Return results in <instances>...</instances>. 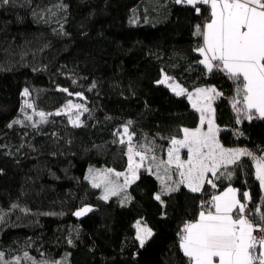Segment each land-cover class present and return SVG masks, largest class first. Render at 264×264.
<instances>
[{"label": "trees", "instance_id": "16d2710c", "mask_svg": "<svg viewBox=\"0 0 264 264\" xmlns=\"http://www.w3.org/2000/svg\"><path fill=\"white\" fill-rule=\"evenodd\" d=\"M196 7L199 13L176 0L0 4V252L5 256L59 264H189L180 248L182 229L228 185L239 190L256 223L264 212V189L248 156L222 167L216 177L209 174L215 187L205 182L199 192L185 184L165 186L147 166L124 192L107 200L90 179L95 167L127 168L128 143H120L119 134L124 125L139 148L148 146L156 158H166L171 139L199 123L188 94L177 96L160 83L164 73L188 91L213 86L221 93L214 99L221 143L248 146L255 157L264 153V118L255 110L252 119L243 111L238 116L233 100L243 97L236 84L199 63L196 49L203 39L196 26L203 30L211 16L209 5ZM24 89L34 107L48 112L46 122L37 115L29 119ZM70 99H80L87 109L79 126L54 111ZM166 187L176 190L165 192ZM85 204L94 208L76 216ZM140 218L154 230L143 247L135 227Z\"/></svg>", "mask_w": 264, "mask_h": 264}, {"label": "snow or ice", "instance_id": "6c2138e0", "mask_svg": "<svg viewBox=\"0 0 264 264\" xmlns=\"http://www.w3.org/2000/svg\"><path fill=\"white\" fill-rule=\"evenodd\" d=\"M10 0H0V4H8ZM176 3L192 5L196 12L200 9L197 4L210 6V22L203 26H196V34L203 39L198 51L203 59L199 61L207 72L214 70L224 72L236 84L237 96L241 100H233V108L238 116L243 111L248 119H252L253 110L264 118V0H176ZM168 78L160 81L165 83ZM177 96L184 95L185 89L179 85H169ZM66 91V90H65ZM23 96L29 95L28 89H24ZM197 99L192 101V107L200 113V126L195 129L184 128L183 139L172 138L171 147L168 149L167 165L175 164L182 179L179 184H185L190 191H201L205 182L215 184L207 178L211 173L217 176L221 167L237 163L242 156H248L255 161L256 179L264 188V157L257 158L246 149H225L216 138L217 129L213 119L207 117L212 112L211 101L215 96L221 95L215 88L197 89ZM192 93H188L192 100ZM203 98L207 103H200ZM242 104L243 107H238ZM27 107H32L27 104ZM68 108L73 107L71 102ZM74 107L80 108V105ZM87 111V109H84ZM59 115L60 113H56ZM42 122H46V115L38 113ZM30 119V117H29ZM207 119V131L203 126ZM18 122V121H17ZM239 123V119L237 120ZM74 126H79L78 119L73 121ZM128 133V128H124ZM131 141V136H128ZM120 143H124L123 140ZM187 150V160L180 159V150ZM129 171L133 179L136 171L142 166L136 163L133 167V148L129 145ZM135 155L142 162L145 156L140 152ZM155 159V158H153ZM167 172L168 169L166 168ZM224 175V173H220ZM117 176L122 175L116 173ZM229 178L231 174L229 173ZM129 183L126 178L125 184ZM93 187H100L99 183H93ZM175 188H165L164 191H175ZM115 193V187L105 188L103 199H108V193ZM245 200H250L247 192H244ZM160 200V195L155 197ZM247 205L237 198L236 190L228 188L222 195L212 197L206 210L199 213V219L193 223H186L180 237V248L188 257L189 264H264V212H261L256 223L245 215ZM91 211L84 208L75 213L80 216ZM259 212V209L256 210ZM140 246L152 236V231L146 226L140 228L137 223ZM254 231L261 233L260 237L253 235ZM261 251L257 254V248Z\"/></svg>", "mask_w": 264, "mask_h": 264}, {"label": "rangeland", "instance_id": "374dc122", "mask_svg": "<svg viewBox=\"0 0 264 264\" xmlns=\"http://www.w3.org/2000/svg\"><path fill=\"white\" fill-rule=\"evenodd\" d=\"M168 78L166 80V84L169 85H179L181 88L185 89L186 93H192V101L196 100L197 97L195 95L196 93V89L194 90H187V88L180 83L179 81L177 82L174 79L169 78V76L164 73V75L162 76V78L160 79V81L165 80V78ZM208 88H214L213 86L211 87H206V86H201L199 89H208ZM29 92V90H28ZM30 95V93H29ZM29 95L27 97L24 96V107H25V112L27 113V115L31 118H35L36 115H38V113L43 112L46 115V118L48 116V112L46 113L45 111L41 110V109H37L36 107H34L32 101L29 98ZM216 98V96H215ZM214 98V99H215ZM214 99H212L211 101V108H212V112L207 113V117H211L213 119L214 122V126L217 129L216 131V138L219 141L220 145H222L225 149H228L229 145H223L220 141V138L218 136V132L220 129V125H218L217 121H216V114H215V103H214ZM26 102L27 104H31L32 107H27L26 106ZM69 102H71V104L73 105V107L68 108L67 105L69 104ZM200 103H207L206 100H204L203 98H201V100L199 101ZM75 105H80L81 107L78 109L76 107H74ZM85 109V104L84 102H82L80 99L76 100V99H70L68 100L67 103H65L64 105H62L61 107L57 108L55 111V113H63L66 114L68 116V118L70 119V121H76L78 119V122L80 123V118L82 113L84 112ZM39 118H41L39 116ZM204 126H207V119L205 121ZM128 126L124 125L123 127H121L119 130V134L120 137L122 138V140H126L128 143V148L129 145L132 146L133 148V167L135 166L136 163H141V167L143 166H147V168L149 167L151 171L155 172L157 174V176L159 177L161 183H163L165 186L171 187V185H175L178 184V182L182 179V177H180L178 171L176 170L175 164L173 165H167L166 163H161L162 161L166 162L168 160V155L166 156V158H156V156H154V154L151 152L150 148L147 146L146 148H139L136 145V140H135V136L134 134L130 131V129H128V133L125 134L124 133V128ZM188 129H194L191 127H187ZM207 131V129H206ZM131 136V141L128 140V136ZM174 138L176 139H183V132L181 133L180 136H175ZM172 145H170L171 147ZM169 147V148H170ZM128 151V150H127ZM136 152H140L141 154H143L145 156V159L141 162L140 161V157L135 155ZM128 157H129V152H128ZM155 158V159H153ZM180 159L182 161L187 160V150L186 149H181L180 150ZM129 162V159H128ZM93 166H91L92 168ZM140 167V168H141ZM139 168V169H140ZM168 169V171L166 172L165 169ZM139 169L136 171V177H138V171ZM116 173H121L122 175L117 176ZM90 175V179L91 181L94 183H99L100 184V189L102 190L101 193V197H104L105 195V188H112L115 187V193H120V192H124L127 187H129L131 185V183L136 179H133L131 172L129 171V164L127 166V168L125 170H118L116 168L113 167H104V168H98L95 167L93 169V171H91ZM126 178L129 180V183L125 184V180ZM171 182V183H170ZM113 195L111 192L108 193V198ZM115 195V194H114ZM84 208H90L91 210L94 208L93 205L91 204H85L83 207L79 208L77 212L81 211ZM86 214V213H85ZM77 216V215H76ZM83 215H80L78 217H82ZM139 222L140 228L143 227H147L149 228L152 233H153V228L150 227L148 224H146L141 218L139 220H137V222L135 223V227L137 228V223ZM137 235H138V229H137ZM61 261L60 260H53L52 262L49 261H38L37 258L35 257H27L26 260H24L22 257H8L5 256V254L3 252H0V264H59Z\"/></svg>", "mask_w": 264, "mask_h": 264}, {"label": "crops", "instance_id": "0c3cea01", "mask_svg": "<svg viewBox=\"0 0 264 264\" xmlns=\"http://www.w3.org/2000/svg\"><path fill=\"white\" fill-rule=\"evenodd\" d=\"M210 7V6H209ZM211 19V18H210ZM210 19L206 22V23H208V22H210ZM205 23V24H206ZM202 59H203V56H202ZM201 87V86H200ZM199 87V88H200ZM199 88H197V89H199ZM186 93V92H185ZM186 94H188V93H186ZM192 101V100H191ZM200 126V121H199V123L196 125V126H192L191 128H197V127H199ZM184 128H187V127H184ZM183 128V129H184ZM206 129H207V126H203V130L204 131H206ZM220 130V129H219ZM219 133V132H218ZM229 148L228 149H246L248 152H252V150L248 147V146H243V145H238V144H236L235 146H228ZM261 157H264V153L263 154H259L258 156H257V158H261ZM256 167V166H255ZM222 168V167H221ZM221 168H220V170H221ZM209 174H211V173H208L207 174V177H208V175ZM204 185V184H203ZM228 188H233V189H235L236 190V194H237V198L241 201V203H245L244 201H242L241 200V198H240V193H239V190H237V188H235L234 186H232V185H228V186H226V188H224V189H222V190H220L219 192H217L215 195H222L225 191H227V189ZM262 189H264V188H262ZM214 195V196H215ZM211 200H212V198H211ZM211 200L209 201V203L211 202ZM210 205V204H209ZM207 208H205V210H206ZM202 211V210H201ZM246 215V214H245ZM199 219V216H198V218L197 219H195V221H197ZM250 219H252L251 217H250ZM253 220V219H252ZM195 221H192V222H189V223H193V222H195ZM253 223L255 224V222L253 221ZM253 235H255V236H257V237H260L261 236V234H258V231H254L253 232ZM261 251V249H260V247L258 246V248H257V254H259V252Z\"/></svg>", "mask_w": 264, "mask_h": 264}, {"label": "built area", "instance_id": "2783aa9c", "mask_svg": "<svg viewBox=\"0 0 264 264\" xmlns=\"http://www.w3.org/2000/svg\"><path fill=\"white\" fill-rule=\"evenodd\" d=\"M245 204L247 205V208L245 210V214L250 218L252 215L251 207L247 203H245ZM258 234H261V233L258 231Z\"/></svg>", "mask_w": 264, "mask_h": 264}]
</instances>
